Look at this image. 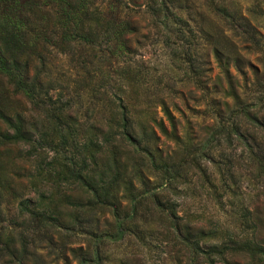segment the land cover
Segmentation results:
<instances>
[{
  "label": "rangeland",
  "instance_id": "rangeland-1",
  "mask_svg": "<svg viewBox=\"0 0 264 264\" xmlns=\"http://www.w3.org/2000/svg\"><path fill=\"white\" fill-rule=\"evenodd\" d=\"M0 63V264H264V0H0Z\"/></svg>",
  "mask_w": 264,
  "mask_h": 264
},
{
  "label": "trees",
  "instance_id": "trees-1",
  "mask_svg": "<svg viewBox=\"0 0 264 264\" xmlns=\"http://www.w3.org/2000/svg\"><path fill=\"white\" fill-rule=\"evenodd\" d=\"M164 5H165V3H164ZM164 7L167 9L166 6H164ZM181 22H183V21L175 19L172 22H170V25L181 26ZM214 53H215V56L217 57V59L221 62L222 66H223L224 75L229 80V71H228L229 57L224 56L220 52V50L217 48H214ZM2 57L4 58L6 64H13L14 66H16V61L14 59L11 58L12 59L11 63H9L8 56L3 55ZM0 67H3V68L8 70V67L4 63H0ZM255 73H257V71H255ZM26 74H27L26 77H24V75H20V78L17 79L14 73H12V72H10L9 74L7 73L8 79H9L8 83H9V86L12 87V89L9 90V87L6 83L0 82V94L4 93L6 95H9V96H7V98H10L11 96H13L12 93L14 91H16L20 88H23L19 93H26L28 95L31 94V96H32L34 91H35V87H36L37 83L29 82V80H28L29 75L27 72H26ZM17 82L21 83V87L20 88L18 87L16 89L15 85H17ZM37 82L40 83V81H38V80H37ZM232 93H234L233 96H235L236 98L239 99V97L236 95V92H232ZM117 97L120 100V103H118L116 105V108L118 109V114H119V116H117L116 123H118V125H121V127L123 129L122 134L127 135L128 129L133 130V128H132L134 126L133 118H132V115L130 112V108L124 103L122 96H117ZM144 105H146V104H144ZM146 109L147 108L142 109L141 111L139 110V112H143ZM166 113L169 117L173 118L171 116V114L169 112H167V110H166ZM151 114H152V112L150 110H148L145 114L144 119H146L147 117H150ZM152 117H153V115H152ZM136 119H137V116H136ZM3 124H6L9 127H11L12 129H14V131H15V136H13L14 139H17V138L24 139L28 133L27 132V126L30 125V122L28 121L26 115L21 113L19 111V109H16V110L11 109L8 105L2 104V102L0 100V127ZM9 137H10V135L6 134L4 136V134L0 131V139H3L2 141L10 140ZM15 142L16 141H9V142H5V143L0 144V151H2L3 149L8 151L9 150V148H8L9 144L10 143L12 144ZM49 144L51 145V141L49 142ZM1 157H2V154L0 153V159H1ZM25 201L29 202L28 200H25ZM23 210L29 214V208L27 206H24ZM122 230H123V228L119 225L118 226V233H121ZM3 235H4V230L2 227H0V240H1V238H4ZM6 238L9 239V242L12 243L13 242L12 232H8ZM9 247L10 246L6 247V250L8 252L7 254L14 257V255L16 254L15 253L16 250H15V248H13V246L11 247V250L9 249Z\"/></svg>",
  "mask_w": 264,
  "mask_h": 264
}]
</instances>
